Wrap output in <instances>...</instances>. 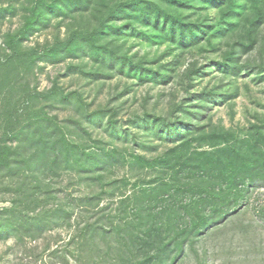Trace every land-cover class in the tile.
I'll return each mask as SVG.
<instances>
[{"label": "rangeland", "instance_id": "374dc122", "mask_svg": "<svg viewBox=\"0 0 264 264\" xmlns=\"http://www.w3.org/2000/svg\"><path fill=\"white\" fill-rule=\"evenodd\" d=\"M187 1L194 4L190 10L167 0L156 3L192 21L199 13L217 21V8L205 10L198 0ZM234 4L232 33L223 35L221 30L210 43L205 39L184 47L155 28L150 15L145 17L133 8L119 11L104 31L93 35L90 30L98 20L92 19L89 9L72 11L61 0H0V200L13 202V210L0 214V264H141L142 258L136 256L139 250L149 251L148 256L157 253L131 242L129 228L114 237L120 240L85 233L111 222L112 226L122 224L132 204L120 207L124 199L120 194L131 196L145 187L150 176L132 177L127 166L115 167L106 179L128 182L117 184L113 192L109 187L104 190L105 200L99 206L105 209L103 220V214L77 209L88 183L79 179L88 178L71 171L76 166V148L61 149L62 142L39 154L37 146L28 149L23 144L24 132L45 111L76 143L94 147L88 135L80 132L83 128L103 141L101 146L115 130L136 134L144 143L150 141V132L145 131L143 118L158 123L183 118L195 123L194 115L199 113L204 132L218 129L240 143L251 129L264 127V17L252 33L255 42L250 51L230 64L225 58L230 51L227 43L233 39L248 44L246 20L255 23L251 0ZM34 6L42 16L28 28ZM222 62L227 65L217 64ZM155 73L164 77L156 78ZM37 127L32 126L31 133ZM153 143L159 145L156 153L131 143L118 142L117 147L122 155L135 148L152 158L169 146L156 138ZM193 147L211 150L208 142ZM38 179L45 181L38 185L34 182ZM133 179H140L135 189ZM46 187L56 192L45 194ZM145 204L146 209L152 206ZM263 208L264 187L250 189L241 220L263 225L256 240L250 245L238 235L227 242L203 238L196 245L203 264H264V224L259 214ZM133 222L137 235L151 245L158 225L148 218ZM158 264L169 261L163 258ZM174 264L200 261L189 253Z\"/></svg>", "mask_w": 264, "mask_h": 264}, {"label": "trees", "instance_id": "16d2710c", "mask_svg": "<svg viewBox=\"0 0 264 264\" xmlns=\"http://www.w3.org/2000/svg\"><path fill=\"white\" fill-rule=\"evenodd\" d=\"M167 1L174 5L184 6L188 10L194 7V4L187 0ZM198 1L204 4L205 10L218 9L219 17L216 22H213L207 13L201 15L199 13L194 21L180 17L177 13H170L167 9L161 8L156 0H61L62 3L68 4L72 11H76L75 8L78 7L82 8V11L84 9L91 11L92 19L98 20V25L90 30L93 35L104 31L119 11H127L124 9L126 7L140 11L145 17L150 15L155 28L163 35L173 38L179 46L192 47L205 39L210 43L221 30H224L221 33L223 35L233 32L234 25L231 19L237 7V4H234L235 0ZM224 2L227 4L221 8ZM251 4L255 10V23L246 20L249 25L247 31L249 43L234 42L233 39L227 43L230 51L226 53L225 58L226 62H231L230 64L239 58V54L250 51L255 42L252 33L263 21L264 1L251 0ZM33 10V15L28 21V28L33 21L42 16L41 12L36 11V6ZM50 11H55V8H51ZM73 31L70 30L72 33ZM112 60L110 57V62ZM217 64L227 65L223 62ZM138 67L145 71L141 66ZM117 70L121 71L122 67ZM155 77L163 78L164 76L155 73ZM186 113L191 114V111H186ZM46 114L43 111L38 123L35 121L28 125L29 130L24 132L23 144L25 142L28 149L37 146L42 151L39 154L43 153V155L62 142L61 149L76 148V153H74L76 166L71 171L74 170L81 178V175L88 178L79 179L80 182L88 183L85 184L86 194L79 199L76 205L77 209L85 213L92 212L94 215L103 214L105 209H99V206L105 200L103 197L105 195H102L104 190L109 187L108 191L113 192L117 184L128 182L127 179H106L115 167L127 166V175L132 177L150 176L151 179H148L145 187L134 191L131 196L124 197L120 194V197L124 198L119 201L120 207L132 204L131 214L123 220L122 224L112 226L111 222L107 227L101 226L85 231L87 234L104 239L109 237V239L120 240V237H114L120 235L123 229L129 228L128 234L131 242H138L139 247L148 246L152 251H157L155 255L148 256L149 251L139 250L136 256L142 258L141 264H158L163 258H167L169 264H174L181 256L186 257L189 253L193 254L200 264H203L205 259L196 250L199 240L203 238L215 240L216 238V240L221 239L227 242L238 235L242 242L248 241L252 245L259 234L258 228H263V225L254 226L253 222L242 223L241 216L244 215L243 211L250 189L264 187V127L254 128L255 131L251 129L237 144L229 134L218 129L210 128L207 133L204 132L205 127L199 125L202 119L199 113L194 115L195 123L183 118L165 119L159 123L143 118L145 131L150 132L148 137L150 141L146 140L143 143L138 141L140 137L136 134H120L115 130L110 133L111 139L104 141V145L101 146L103 141L95 140L91 132L83 128L80 132L88 135L90 142L94 144L92 147L86 142L84 145L82 142L76 143L74 140L67 139L64 127L48 118ZM150 117L152 118L153 115ZM35 125L38 127L31 133L30 128ZM155 138L169 146L152 158L140 154L135 148L129 155H122L123 150L117 147L118 142L131 143L137 149L141 147L142 150L148 149L156 153L159 145L153 143ZM203 142H208L210 151H199V148L193 147L194 143ZM3 156L1 154V157ZM41 180H34V182L41 185ZM133 180L135 181L132 185L135 189L136 182L140 179ZM54 192L56 191L50 187L43 191L50 195ZM0 201H8L11 205L0 214L11 211L13 208L11 200L1 199ZM145 203H151L152 206L146 209ZM259 214L264 224V208L260 209ZM101 218L104 220L105 215L103 214ZM145 218L153 219V222L158 225L156 240L151 245L135 232L133 221L136 220L138 223L139 219L145 220ZM230 233L231 237H229ZM145 237L148 238L149 234H145Z\"/></svg>", "mask_w": 264, "mask_h": 264}, {"label": "built area", "instance_id": "2783aa9c", "mask_svg": "<svg viewBox=\"0 0 264 264\" xmlns=\"http://www.w3.org/2000/svg\"><path fill=\"white\" fill-rule=\"evenodd\" d=\"M10 207L11 205L8 201H5V202L0 201V212Z\"/></svg>", "mask_w": 264, "mask_h": 264}]
</instances>
